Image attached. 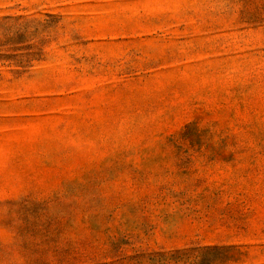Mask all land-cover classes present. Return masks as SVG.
Listing matches in <instances>:
<instances>
[{
    "label": "rangeland",
    "instance_id": "1",
    "mask_svg": "<svg viewBox=\"0 0 264 264\" xmlns=\"http://www.w3.org/2000/svg\"><path fill=\"white\" fill-rule=\"evenodd\" d=\"M0 264H264V0H0Z\"/></svg>",
    "mask_w": 264,
    "mask_h": 264
}]
</instances>
